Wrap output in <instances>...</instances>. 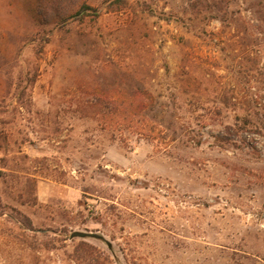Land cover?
Masks as SVG:
<instances>
[{"label": "rangeland", "instance_id": "374dc122", "mask_svg": "<svg viewBox=\"0 0 264 264\" xmlns=\"http://www.w3.org/2000/svg\"><path fill=\"white\" fill-rule=\"evenodd\" d=\"M0 264H264V0H0Z\"/></svg>", "mask_w": 264, "mask_h": 264}, {"label": "water", "instance_id": "95a60500", "mask_svg": "<svg viewBox=\"0 0 264 264\" xmlns=\"http://www.w3.org/2000/svg\"><path fill=\"white\" fill-rule=\"evenodd\" d=\"M71 237H97L95 233L87 231H72L70 234Z\"/></svg>", "mask_w": 264, "mask_h": 264}, {"label": "trees", "instance_id": "16d2710c", "mask_svg": "<svg viewBox=\"0 0 264 264\" xmlns=\"http://www.w3.org/2000/svg\"><path fill=\"white\" fill-rule=\"evenodd\" d=\"M24 218V217H23ZM23 221V220H22ZM21 220H20V222H22ZM24 223H25V221H23ZM26 224V223H25Z\"/></svg>", "mask_w": 264, "mask_h": 264}]
</instances>
